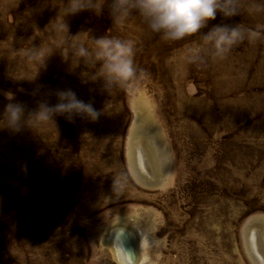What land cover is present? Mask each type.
I'll list each match as a JSON object with an SVG mask.
<instances>
[{
	"label": "rangeland",
	"instance_id": "374dc122",
	"mask_svg": "<svg viewBox=\"0 0 264 264\" xmlns=\"http://www.w3.org/2000/svg\"><path fill=\"white\" fill-rule=\"evenodd\" d=\"M99 2L0 0V123L23 109L0 126V264H119L103 237L121 222L142 264H263L264 0L178 41ZM218 24L243 30L223 56L202 37ZM100 36L134 47L135 75L109 92L62 58ZM68 88L95 120L34 116Z\"/></svg>",
	"mask_w": 264,
	"mask_h": 264
},
{
	"label": "clouds",
	"instance_id": "9594fccd",
	"mask_svg": "<svg viewBox=\"0 0 264 264\" xmlns=\"http://www.w3.org/2000/svg\"><path fill=\"white\" fill-rule=\"evenodd\" d=\"M103 0L93 9L100 11ZM84 0H69V8L64 13H75L86 9ZM223 17L238 14L236 0H111L110 15L122 23L131 13L141 18L149 32L157 34L165 41H178L198 33L217 13ZM65 29L66 26L64 25ZM204 42L211 46L217 56L226 54L233 45L243 39V30L237 25L218 24L212 26L202 35ZM96 47L91 50L82 42H74L62 57L69 61L71 67L82 63L80 73L88 79L101 78L103 88L109 90L131 79L136 72L133 64L134 47L130 41L114 37L100 36L94 39ZM200 47L191 49L192 58L198 59ZM75 60V63L72 60ZM89 69H92L89 73ZM22 107L20 104H6L4 118L0 126L13 128L20 123ZM53 114L63 115L69 122L73 117L85 116L95 120L99 112L91 103L79 98L71 88L56 92V103L42 105L34 114L50 119ZM143 264H150L148 257Z\"/></svg>",
	"mask_w": 264,
	"mask_h": 264
},
{
	"label": "bare ground",
	"instance_id": "6f19581e",
	"mask_svg": "<svg viewBox=\"0 0 264 264\" xmlns=\"http://www.w3.org/2000/svg\"><path fill=\"white\" fill-rule=\"evenodd\" d=\"M121 224L122 222L108 228L103 237L104 243L112 249L113 256L119 264H142L140 261L143 258L141 259V256H138L139 243L136 240L137 238L132 230ZM259 261L263 263L262 259Z\"/></svg>",
	"mask_w": 264,
	"mask_h": 264
}]
</instances>
